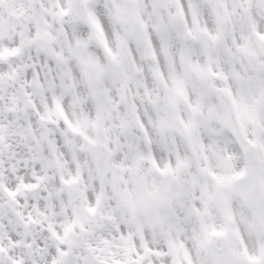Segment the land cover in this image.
I'll return each mask as SVG.
<instances>
[{
    "label": "snow or ice",
    "instance_id": "obj_1",
    "mask_svg": "<svg viewBox=\"0 0 264 264\" xmlns=\"http://www.w3.org/2000/svg\"><path fill=\"white\" fill-rule=\"evenodd\" d=\"M0 264H264V0H0Z\"/></svg>",
    "mask_w": 264,
    "mask_h": 264
}]
</instances>
